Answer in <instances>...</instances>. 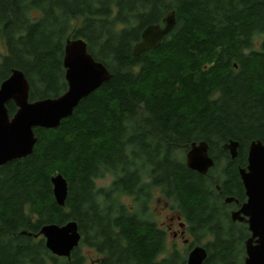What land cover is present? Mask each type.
<instances>
[{
  "label": "trees",
  "instance_id": "trees-1",
  "mask_svg": "<svg viewBox=\"0 0 264 264\" xmlns=\"http://www.w3.org/2000/svg\"><path fill=\"white\" fill-rule=\"evenodd\" d=\"M172 10L161 45L135 54L144 28ZM260 34L264 0H0V84L21 69L31 101L61 95L69 38L85 39L112 75L58 127L35 128L32 154L0 167V264H86L82 246L98 253L90 264H186L197 244L204 264H243L251 232L226 198L246 199L239 167L253 140L264 143ZM7 107L12 117L18 107ZM229 140L240 143L235 159ZM200 141L215 158L207 174L186 164ZM59 173L63 206L51 181ZM107 173L112 182L99 186ZM157 191L187 224L184 251L175 242L168 251V231L150 215ZM70 220L82 238L68 260L36 234Z\"/></svg>",
  "mask_w": 264,
  "mask_h": 264
},
{
  "label": "water",
  "instance_id": "water-1",
  "mask_svg": "<svg viewBox=\"0 0 264 264\" xmlns=\"http://www.w3.org/2000/svg\"><path fill=\"white\" fill-rule=\"evenodd\" d=\"M175 11L167 13L162 24L147 25L133 52L140 54L161 45L164 37L174 28ZM63 64L67 90L59 96L30 100V82L21 69L12 73L0 84V167L8 162L33 153L37 136L35 128H56L63 119L70 117L80 102L111 78V72L89 52L83 38H69L64 49ZM14 101L18 107L11 117L7 104ZM234 159L238 155L239 142L230 140L223 144ZM187 166L201 174H207L215 165L207 141L192 142L186 152ZM247 200L231 212L233 221L247 223L251 236L245 241L246 256L243 264H264V143L253 140L248 150V163L239 168ZM53 193L59 205H65L68 181L59 173L51 178ZM237 201L227 197L226 202ZM43 235L47 248L57 256L71 259L72 251L80 244L82 234L78 223L45 224L36 236ZM207 250L203 245L194 246L188 253L186 264H204ZM71 264V263H69Z\"/></svg>",
  "mask_w": 264,
  "mask_h": 264
},
{
  "label": "rangeland",
  "instance_id": "rangeland-1",
  "mask_svg": "<svg viewBox=\"0 0 264 264\" xmlns=\"http://www.w3.org/2000/svg\"><path fill=\"white\" fill-rule=\"evenodd\" d=\"M263 38H264V34H260L255 38L256 48L260 46V43ZM112 180H113V175L110 173H107L105 176H102L99 179H97V184L99 186H108L112 182ZM125 201L130 203L131 198L129 197L125 198ZM232 209L233 208L230 207V212ZM150 215L157 221V223L160 226L164 228L167 226V224L171 223V217H178L177 211L172 209L171 203L166 201L162 197L159 191L155 193V196L151 201ZM178 224L179 223H175L174 228H173L174 230L179 231L180 227ZM186 236H187L186 238L188 239V242L184 243L182 241L183 238L181 237V235H178V237H174L173 231H170V233L168 232V251H170V249L173 247L174 242L176 243V246L180 248L181 251H184L189 246V244L192 242V239H193L190 233L188 232V230H187ZM202 241L205 242V239H203ZM197 245H200V244H197ZM81 250H82V253H84L87 257L86 264H90V262L94 261L98 257V253L93 248L82 246ZM166 253H164L162 256H164Z\"/></svg>",
  "mask_w": 264,
  "mask_h": 264
},
{
  "label": "flooded vegetation",
  "instance_id": "flooded-vegetation-1",
  "mask_svg": "<svg viewBox=\"0 0 264 264\" xmlns=\"http://www.w3.org/2000/svg\"><path fill=\"white\" fill-rule=\"evenodd\" d=\"M230 141V140H229ZM237 141V140H236ZM228 142V141H227ZM239 142V141H238ZM223 147V146H222ZM239 147H240V143H239ZM224 149V148H223ZM224 150H226V149H224ZM210 151V150H209ZM228 151V150H227ZM229 152V151H228ZM238 153H239V148H238ZM211 154V153H210ZM229 154H230V152H229ZM231 155V154H230ZM238 156V155H237ZM236 156V157H237ZM214 158V157H213ZM215 159V158H214ZM235 159V158H234ZM240 168V167H239ZM210 170V169H209ZM219 188V190H220V187H218ZM245 195H246V191H245ZM235 198V197H234ZM235 199H237V198H235ZM238 200V202L237 201H232V202H227L228 204H230V205H232V210H231V212L233 211V210H237V209H239L240 207H241V205L243 204V202H245L246 200H247V195H246V199L244 200V201H240L239 199H237ZM234 204V205H233ZM236 222H239V221H236ZM175 223H179L178 225H179V227H180V229H179V231H180V233H179V231H177V230H174L173 228H174V225H175ZM241 223H244V222H241ZM245 224H247V223H245ZM248 225V224H247ZM162 227V226H161ZM249 227V226H248ZM166 229H167V231L170 233V231H173V235H174V237H178V235H181V237L183 238V242L184 243H187L188 242V239L186 238L187 236V224H186V222L180 217V216H178V217H171V223L170 224H167V226H166ZM250 231V230H249ZM251 236V235H250Z\"/></svg>",
  "mask_w": 264,
  "mask_h": 264
}]
</instances>
